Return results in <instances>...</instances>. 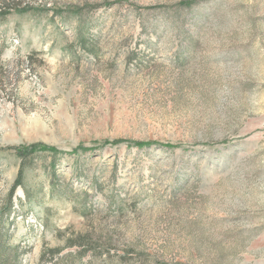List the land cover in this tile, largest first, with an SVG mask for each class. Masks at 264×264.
Here are the masks:
<instances>
[{
    "label": "rangeland",
    "instance_id": "obj_1",
    "mask_svg": "<svg viewBox=\"0 0 264 264\" xmlns=\"http://www.w3.org/2000/svg\"><path fill=\"white\" fill-rule=\"evenodd\" d=\"M110 1L0 0L29 7L0 22V210L4 147L78 152L35 156L0 229L22 264H264V0Z\"/></svg>",
    "mask_w": 264,
    "mask_h": 264
},
{
    "label": "trees",
    "instance_id": "obj_2",
    "mask_svg": "<svg viewBox=\"0 0 264 264\" xmlns=\"http://www.w3.org/2000/svg\"><path fill=\"white\" fill-rule=\"evenodd\" d=\"M195 1L196 0H182L178 2L177 5L180 7L187 8V7H190ZM119 2H121V0H113L107 3H104V6H107V5L112 6L113 4H116ZM12 8L13 9H10V7H8L5 2L0 4V22H3L6 16L12 12L23 14L29 11V7L27 6L15 5ZM47 9L48 8H46L45 10ZM83 9H84L83 6H74L68 9L69 11L67 12V14L77 15L79 16V18H81ZM40 10H44V9H40ZM56 12L62 14V11H58V9H56ZM78 28L80 32L82 29L81 27H78ZM118 142L120 141L115 140L112 143H118ZM132 144L138 148H143V147L155 144V143H152L151 141H134L132 142ZM166 146L172 147L173 145L167 144ZM3 149L11 150L14 153L16 158L19 160V168L17 171V176L13 184L11 185L8 195H7L9 207L7 206L3 207L0 210V215L4 213L8 215L10 213L11 206H12L11 201H12L13 195L17 187H22L25 198L28 201L32 198V193H30V190L24 187L25 186L24 185V173L28 168H30L33 165L35 156L40 155V154L49 153L53 157H55L58 154L78 153L77 149L72 150L71 152H65V151L57 149L54 146L46 145L40 141L33 142L30 144H26V145H10V146L4 147ZM0 150L2 149L0 148ZM86 150H91V149H85L82 152H85ZM50 167L53 172L55 167L52 163H50ZM51 174L54 175V173H51ZM12 239H13L12 232H8L7 230L3 231L0 229V264H22V254L24 250H22L18 244H14ZM59 250H60L59 248H56V249L54 248V249L47 251L49 252L47 257H46V251H43L40 255V260L42 264H44L47 261L50 264H58L59 258H56V254L59 253ZM67 255H70V253L66 254L64 257H66ZM54 258H56L55 261L53 260Z\"/></svg>",
    "mask_w": 264,
    "mask_h": 264
}]
</instances>
